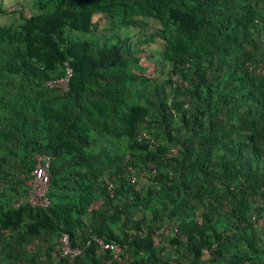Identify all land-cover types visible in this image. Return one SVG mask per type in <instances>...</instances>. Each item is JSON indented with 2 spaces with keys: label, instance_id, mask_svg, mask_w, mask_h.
I'll return each mask as SVG.
<instances>
[{
  "label": "trees",
  "instance_id": "obj_1",
  "mask_svg": "<svg viewBox=\"0 0 264 264\" xmlns=\"http://www.w3.org/2000/svg\"><path fill=\"white\" fill-rule=\"evenodd\" d=\"M29 9L0 7V264H264V0Z\"/></svg>",
  "mask_w": 264,
  "mask_h": 264
},
{
  "label": "built area",
  "instance_id": "obj_2",
  "mask_svg": "<svg viewBox=\"0 0 264 264\" xmlns=\"http://www.w3.org/2000/svg\"><path fill=\"white\" fill-rule=\"evenodd\" d=\"M69 75V71H68ZM67 80H60L57 82L58 85L66 87ZM36 166L32 171V177L28 181L30 187L28 198L29 203L33 206H46L49 204L45 193L49 184V158L46 156H36ZM97 242L105 249H111L114 251V256L120 252L118 246L104 243L102 240L97 239ZM78 248H71L68 239L65 235L59 239L58 245L55 248V254L59 256H70L75 257L79 254Z\"/></svg>",
  "mask_w": 264,
  "mask_h": 264
},
{
  "label": "rangeland",
  "instance_id": "obj_3",
  "mask_svg": "<svg viewBox=\"0 0 264 264\" xmlns=\"http://www.w3.org/2000/svg\"><path fill=\"white\" fill-rule=\"evenodd\" d=\"M30 2H31V0H0V7L3 9H8L10 7H13L17 10L23 9L24 15L28 16L29 14L37 12L36 10L29 9ZM0 21L4 22L5 17L0 16ZM150 28H152V25H151V23H149L148 20H146L143 23V27H141L139 29L132 28L129 30H124V33L128 34L131 37L132 41H134V40H137L144 35H147L149 33ZM159 48H160V43H158V42H156L154 44L153 43L149 44L148 46L147 45L144 46V50L147 53H149L150 55H152L154 60L157 59L158 52H156V50H158Z\"/></svg>",
  "mask_w": 264,
  "mask_h": 264
}]
</instances>
